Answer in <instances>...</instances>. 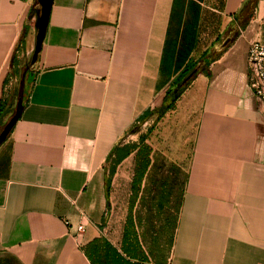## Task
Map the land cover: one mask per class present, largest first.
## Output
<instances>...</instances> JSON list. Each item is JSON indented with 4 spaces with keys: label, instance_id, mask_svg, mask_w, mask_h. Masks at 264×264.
Segmentation results:
<instances>
[{
    "label": "crops",
    "instance_id": "crops-1",
    "mask_svg": "<svg viewBox=\"0 0 264 264\" xmlns=\"http://www.w3.org/2000/svg\"><path fill=\"white\" fill-rule=\"evenodd\" d=\"M37 4L0 0V101L10 65L34 48ZM252 39L264 43V0H52L0 144V264H264ZM204 52L208 74L178 100L180 122L194 112L187 153L131 152L109 175L112 149Z\"/></svg>",
    "mask_w": 264,
    "mask_h": 264
},
{
    "label": "rangeland",
    "instance_id": "rangeland-1",
    "mask_svg": "<svg viewBox=\"0 0 264 264\" xmlns=\"http://www.w3.org/2000/svg\"><path fill=\"white\" fill-rule=\"evenodd\" d=\"M37 9L39 10V4H37ZM34 32L36 34L35 28ZM31 55L32 50L29 51L28 54H23V56L19 55L16 63H14V66L10 65V71L6 79V90L4 91L3 96L5 100H12L11 94L18 83L19 66L21 65L27 66L29 68L26 76V83L28 85L33 70ZM200 65L204 66L203 63H200ZM169 100L170 97L165 103L163 100L162 104L152 109L151 114L145 119H143L142 116H139L127 134L123 137L124 139L121 141L122 145L138 143L139 135L144 133L147 134L144 142L138 143L139 150L137 149V151H133L130 158H138L140 155V150H143L144 156H147L149 159L182 158L187 153L186 151L188 149V144L190 143L193 127L192 123L194 120V112L192 110L187 111L188 116L182 118L180 122L179 117L184 116L185 113H181L183 110L182 105L178 103L179 97L170 106L166 107L165 104L167 105ZM109 158V164H111V159L113 156Z\"/></svg>",
    "mask_w": 264,
    "mask_h": 264
},
{
    "label": "trees",
    "instance_id": "trees-1",
    "mask_svg": "<svg viewBox=\"0 0 264 264\" xmlns=\"http://www.w3.org/2000/svg\"><path fill=\"white\" fill-rule=\"evenodd\" d=\"M26 32H27V28H24L21 35H20V38H19L20 43L24 40V38L26 36ZM188 41L190 42L191 40H187V43H189ZM181 57H184V56H180V58ZM180 58H179V63L182 62V60H180ZM200 63H203L204 66H201ZM208 63H209V59L207 58V52H204L198 60H196V61L190 60L184 65V67L178 73L176 78L173 79L172 84L166 90L165 96L163 98L164 103L170 97V100L168 101L167 105L165 104L166 107L170 106L180 96V94L183 92L185 87L190 83V81L194 78V76L198 72L202 71V72L208 74V70H207ZM28 69L29 68L27 66L21 65V67L19 69L18 83L15 86V89L12 91V94H11L12 100L7 101V100H5V98H2V100L0 101V130L2 129V127L6 123V121L14 114L15 109L17 107V104H19L20 111L23 107V99L27 95L25 75L27 74ZM191 72H193L191 77L187 81L184 82V79L186 78V76L188 74H190ZM164 103H163V105H164ZM151 112H152L151 110L144 112L141 115L142 118L145 119L146 117H148L151 114ZM146 137H147L146 133L140 134L138 137L139 142L143 143L144 140L146 139ZM138 143L123 144L120 146L116 145L112 149V151L110 152V155H109V157L113 156V158L111 159L110 167H109V172H108L109 175L113 174V171L115 169V165L117 163H119L123 158L128 156L135 149H139ZM109 157H108V159L110 160ZM140 157L143 159L147 158V156H144L143 150H140L139 158ZM109 181H110V178L108 176V178L106 180L107 186H109Z\"/></svg>",
    "mask_w": 264,
    "mask_h": 264
},
{
    "label": "built area",
    "instance_id": "built-area-1",
    "mask_svg": "<svg viewBox=\"0 0 264 264\" xmlns=\"http://www.w3.org/2000/svg\"><path fill=\"white\" fill-rule=\"evenodd\" d=\"M246 63L248 68V84L254 96L264 103V43L250 40L247 48ZM78 230L82 226L77 227Z\"/></svg>",
    "mask_w": 264,
    "mask_h": 264
},
{
    "label": "water",
    "instance_id": "water-1",
    "mask_svg": "<svg viewBox=\"0 0 264 264\" xmlns=\"http://www.w3.org/2000/svg\"><path fill=\"white\" fill-rule=\"evenodd\" d=\"M37 2L39 4V10H38V14L35 17V22H34V26L36 28V35H35V44L31 55L32 64L35 62L37 55L41 49V44L48 24V18H49L52 0H37ZM192 73L193 72H191L186 76L184 82L191 77ZM19 115H20V108H19V104H17L14 114L6 121V123L3 125L2 129L0 130V144L6 139V137L10 133L15 122L19 118Z\"/></svg>",
    "mask_w": 264,
    "mask_h": 264
}]
</instances>
